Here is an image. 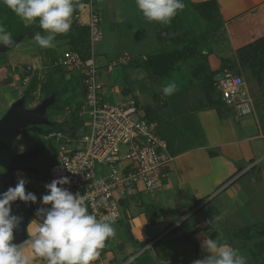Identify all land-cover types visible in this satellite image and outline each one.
I'll use <instances>...</instances> for the list:
<instances>
[{
	"label": "crops",
	"instance_id": "crops-1",
	"mask_svg": "<svg viewBox=\"0 0 264 264\" xmlns=\"http://www.w3.org/2000/svg\"><path fill=\"white\" fill-rule=\"evenodd\" d=\"M216 2L224 24L223 30L230 31L226 38L228 49L231 45L238 50L245 42L244 38L250 41L264 36V0ZM84 8H89V14L82 15ZM93 12L100 16V31L104 26L113 32L117 48L120 45L115 33L117 24L131 22L137 26L144 18L136 6V0H90L81 6L79 20L88 24ZM255 28L261 30V33L252 38L248 30L252 32ZM246 31L248 35H244ZM61 42L64 41L54 40V47L41 48L34 39L19 41L15 46H24L25 53L11 54L7 64L18 62L25 56H34L40 65L35 70L33 68L32 75L42 78L45 73L44 64L55 57L53 51ZM102 50L106 51L110 62L120 63L119 52L115 49L106 47ZM220 50L216 49V53L210 57L212 67L221 64L218 59ZM232 54L228 52L222 56L231 59L234 56L238 60V54ZM22 68L16 69V72L23 74L20 80L27 86L31 78L24 76ZM241 68L240 64L236 72L241 74ZM114 69L115 65L112 71ZM12 77V83L5 86L16 85L18 79L14 75ZM246 84L251 95L248 81ZM103 85L104 90L108 88ZM125 86L113 87L115 93L122 94ZM135 89L125 96L131 97L134 93L137 96L138 91L135 92ZM188 94L192 95L191 90ZM251 98L252 112L249 116L246 114L248 118L242 121L245 115H237L236 110L227 105L219 108L209 105L205 109L195 110L204 132L203 143L192 142L189 149L174 156L158 196L150 199L142 196L143 192H137L121 198L122 217L113 225L115 236L111 237L105 252L99 250L100 254L92 264H125L130 255L137 257L138 262L135 264H192L194 260L216 255L202 247L209 239L238 249L248 259V248L242 242L234 244L231 235L233 232L245 235L250 227L264 228V201L261 199L264 195V163L258 161L264 159V117L261 113L264 108L260 109L262 104L258 105L252 95ZM172 107L169 105L167 110ZM222 107L228 108V112L222 110ZM171 113L174 115L172 110ZM116 195L122 197L121 192H116ZM128 198L131 200L128 201ZM31 239L29 237L26 243H31ZM39 260H42L41 264H46L43 258Z\"/></svg>",
	"mask_w": 264,
	"mask_h": 264
},
{
	"label": "trees",
	"instance_id": "trees-1",
	"mask_svg": "<svg viewBox=\"0 0 264 264\" xmlns=\"http://www.w3.org/2000/svg\"><path fill=\"white\" fill-rule=\"evenodd\" d=\"M89 2L90 0H78V6L75 8L71 18L70 31L67 34H58L55 38V41H66L70 45V49L79 52L84 59L91 56L90 27L88 24L80 23L78 20L81 6ZM183 2L185 8L177 13L170 24L155 26L156 30L154 33L152 31L149 35L152 42L157 45L154 48H149L143 56L134 55L135 57L131 58L127 64H122L124 71L129 68L145 71L147 73L145 77L152 81H159L162 87L170 82H175L178 86L175 94L180 90L196 86L204 87L207 91L216 92V96L213 98V96L211 97V93L209 95L208 91L207 101L201 99L197 103L190 102L188 105L184 104L183 108L172 107V111L179 108L175 113L176 117L174 116L175 114L171 113V110L166 112H170L171 115L168 114L166 117H163L159 114L156 116L155 112H159L161 106H158V109L156 107L153 108L152 105L147 106L145 118L157 123V134L167 141L168 151L173 156L189 149L192 146V142L198 141L199 143H203L204 132L198 123L195 110L205 109L209 105L217 107L226 105L215 85L216 76L220 70L225 68L237 69L241 64L242 67L249 69L256 75L260 82L263 80L264 74V53H261V56L258 54L257 56H260V59L253 61L252 59L257 57L256 53L255 51L247 53L246 46L239 49L238 60L220 56V67L214 69L210 62V55L216 53L214 47L217 44L209 46V39H211L209 35L215 37L218 27L222 25L218 4L216 0L190 1L189 3L183 0ZM0 21L3 22L7 33L16 42L33 39L37 32H40L42 35L46 34L39 26V18H36L35 22L27 24L2 3H0ZM124 24H117L116 26L118 43H120L118 39L119 32H121ZM125 32L127 31L125 30ZM126 36L127 41H129L131 39L129 37L130 33H126ZM255 42L264 48V36L255 40ZM141 44L139 42L136 47L141 49ZM250 47L251 50L254 49L249 45ZM60 57L56 55L50 62L44 64L45 73L42 78L32 75V70H28V67L30 66L32 69L34 67L29 62H27V65L23 64L25 69L24 76H29L31 79L26 86L22 99L25 102L27 100L30 101L36 93L41 95V102L47 98L54 97V102L48 107L46 116L50 118L51 115L62 113L69 109L70 117L63 121H53V129L45 132L44 135L52 131H60L64 134L75 136L83 122L79 113L85 103L86 88L81 75L68 71L64 65L58 63ZM3 60L4 55L0 54V68L2 67ZM129 78L127 76L125 81H121L126 85L122 90L126 95L132 93L135 88L129 85V83L132 84L134 82L132 80L129 82ZM12 81V76L7 77L5 80L6 84H10ZM139 88L142 91L140 86ZM133 96L141 107L139 98L134 94ZM152 97L159 102L160 97L158 95L153 94ZM168 97L171 96H165V98ZM174 100L176 101V98ZM164 105L163 103L162 109ZM178 105L181 106L182 102L181 104L178 103ZM167 117H170L171 121H167ZM38 133L36 132L34 135L37 136ZM38 146L39 144L34 148ZM56 155L49 158L50 163L54 164L56 162ZM29 191L30 189H27L26 194ZM184 213L186 214L187 211ZM248 230L242 240V245L248 248L250 254L259 258L257 264H264V228L250 227ZM256 236L257 239L254 240ZM110 239L106 240L105 247L101 249L102 252L107 250V244ZM250 243H252V246Z\"/></svg>",
	"mask_w": 264,
	"mask_h": 264
},
{
	"label": "built area",
	"instance_id": "built-area-1",
	"mask_svg": "<svg viewBox=\"0 0 264 264\" xmlns=\"http://www.w3.org/2000/svg\"><path fill=\"white\" fill-rule=\"evenodd\" d=\"M88 25L91 56L84 59L79 52L68 49L58 63L83 78L86 96L79 114L90 132L81 138L60 131L45 135V139L63 145L50 173L39 181L37 187L42 200L50 192L48 184L67 177L68 183L59 187L74 196H82L88 212L97 219L115 217L117 222L122 217L121 198L137 192L154 198L162 190L174 156L168 151L167 141L157 134V123L145 118V112L134 96L117 104L104 100V85L99 80L94 51V44L101 34L100 16L93 12ZM114 65L110 63L108 71H112ZM28 70L32 68L29 66ZM215 85L225 104L234 108L237 115L252 112L253 101L240 73L225 68L216 76ZM122 146H127V150ZM116 192H121L122 197L118 198ZM50 209L51 204H45V212Z\"/></svg>",
	"mask_w": 264,
	"mask_h": 264
},
{
	"label": "clouds",
	"instance_id": "clouds-1",
	"mask_svg": "<svg viewBox=\"0 0 264 264\" xmlns=\"http://www.w3.org/2000/svg\"><path fill=\"white\" fill-rule=\"evenodd\" d=\"M21 20L29 23L39 18V26L46 34L35 33L33 39L41 48L54 47L58 34H67L71 28V18L78 0H0ZM137 8L149 22L163 25L171 23L179 11L185 8L183 0H136ZM12 37L0 21V43L9 45ZM178 90L175 82L162 87L164 96H172ZM68 183L67 177L53 180L47 185L49 194L42 197L44 204H51L46 217L31 234V248L36 257L46 264H92L105 247V242L115 236V217L99 220L88 212L82 196H74L58 185ZM36 201V196L25 192V180L19 179L15 187L0 196V264H27L28 257L23 250L12 244L14 221L9 218L10 202L17 199ZM43 209H38L37 214ZM22 219V218H21ZM202 247L215 253L206 259L194 260L192 264H247V259L239 250L228 244L207 240ZM136 256L130 255L125 264H135Z\"/></svg>",
	"mask_w": 264,
	"mask_h": 264
},
{
	"label": "rangeland",
	"instance_id": "rangeland-1",
	"mask_svg": "<svg viewBox=\"0 0 264 264\" xmlns=\"http://www.w3.org/2000/svg\"><path fill=\"white\" fill-rule=\"evenodd\" d=\"M89 8H84L83 10V14L82 15H86L87 13L89 14ZM223 21V20H222ZM90 22V19H89ZM25 23L27 24H31L27 21H25ZM237 24V23H236ZM159 23L158 22H149L147 21L145 18L141 19L140 22L137 24V26H135L134 23L128 22L127 24H124V27L121 29V32H119V41H120V45L117 48V41L115 40V35L113 34V32H110L107 27H102L101 28V34L100 36H98L95 44H94V51H95V55L97 58V62H98V66H99V80L101 82H103L106 87L105 90L103 89V98L106 102L108 103H112V104H117V103H122L123 101L127 100V96H125L126 94L123 95V93L121 94V92H119L118 94L115 93V90L113 87L115 86H125L124 82L121 81H125V78L127 76H129V82L132 80L134 82H132V84L129 85L133 86V88L135 89V92H137V97L139 98L140 104H141V108L144 110V112H147V106L152 105L153 108H157L158 106L160 107V111L159 112H155L156 116H158L159 114L162 115L163 117H166V115H171V113H166L169 105L173 106L174 108L180 107L183 108V105H188L190 102L191 103H197L198 100H204L207 101V92L209 91V95L211 93V97L213 96V98H215L214 96H216V92H211L210 90L207 91V89H205L204 87L201 86H196V87H192L189 89H183L178 91L176 94L174 93L171 97L165 98V96L162 94V89H161V84L159 81H152L150 79H148L147 77H145L147 75V73L143 70H137V69H132L129 68L126 71H124V69L122 68V64H127L129 62V60L131 58H134L135 56L141 55L143 56V54H145L146 51H148L149 48H154L157 44L153 43L151 40V38L149 37V35L151 34V32L156 30V28H154L155 26H158ZM101 26V24H100ZM224 24L220 25L218 27V31L216 32V36L215 37H211V35H209V46H214L215 44V48L216 49H221L220 50V54L218 55V59L220 60V55H224L225 53H233V55H235V53H239V49L242 47H247V53H252L253 51H255L256 56L259 54L260 56L262 55L261 53H264V48H262L260 45H258V43L255 42V40H257V38L247 41L246 38H244L245 42L242 44V46L237 50L236 48L231 47V45H229V49H228V40L226 39L228 36V32L230 33V31H224L223 27ZM243 26V25H241ZM239 27V26H238ZM244 27V26H243ZM128 28V30H127ZM125 30L127 32H125ZM197 30V29H196ZM198 31V30H197ZM250 32L249 36H251L253 38L254 35L260 34L261 30H259L258 28L252 29V32L250 30H248ZM128 32L130 33V40L127 41V36L126 33L128 34ZM234 32V31H233ZM115 33H117V27L115 28ZM236 33V32H235ZM244 35H248L247 31ZM240 36H243L240 35ZM248 36V38H249ZM246 37V36H245ZM114 38V39H113ZM141 42V49L136 47L137 44ZM261 42V41H259ZM116 45V47H115ZM249 45L252 46L254 49L251 50V47L249 48ZM24 46L20 47L17 45L15 47L10 48L7 51L4 52H0V54L4 55V60L2 63L8 61L10 59V55L16 52H23L25 53V47ZM106 47H112V49L116 50V52H119V57L118 59H120V63L115 64V69L114 71H108V65L112 62H110L109 60V56H107L108 54H106L104 50H102V48H106ZM218 47V48H217ZM130 48V49H129ZM132 48V49H131ZM227 48V49H225ZM70 49V45L67 44L66 41L61 42V45L53 51V55L56 56H64V52L65 50ZM227 50V52H226ZM142 51V52H141ZM236 51V52H235ZM18 54V53H17ZM43 55V54H42ZM135 55V56H134ZM16 56V55H13ZM260 56L258 57H254L252 60L253 61H257L260 59ZM211 57V55H210ZM232 60H237L236 57L233 56ZM27 62L30 63L31 66L34 67V70L36 69L37 66L40 65V63H38V58H34V56L32 57L30 56H25L23 58H21L18 62L14 61L13 64H7L4 65L2 68H0V81L2 83V87L0 89V120L2 119V117L4 116V114L7 112V110L10 108V106L18 99H22V96L26 90V85L24 83L23 80H20V78L22 79V73L20 72H16V69L23 67L25 65H27ZM28 63V65H29ZM17 64V65H14ZM213 66V65H212ZM220 67V64L215 65L214 69H218ZM240 68V67H239ZM23 69V68H22ZM231 69V68H230ZM263 69V68H262ZM232 71H239V69L236 68H232ZM24 71V69H23ZM222 71V70H220ZM33 72V69L32 71ZM16 76V78L18 79L16 85L12 86V87H7L6 82L2 81L4 78H7L9 76L12 75ZM241 74L244 77V80L247 82L250 86L251 89V95L253 96L255 102L256 100L258 101V105L262 104V107H260V109L264 108V74H263V80L260 82H258V78L256 76H253L251 71L249 69H246L244 67L241 68ZM139 86L141 87L142 91L140 90ZM247 86V84H246ZM138 87V88H137ZM248 89V87H247ZM140 90V91H139ZM191 90L192 95L188 94ZM249 91V89H248ZM250 93V92H249ZM135 94V93H134ZM153 94H156L160 97L159 102H157V100L153 99ZM124 96L126 98H124ZM136 96V95H135ZM174 98H176V101H174ZM42 97L39 93H36V95L33 97V99L27 100L25 102V107L26 108H33L38 106L41 103ZM196 100V101H195ZM174 101V102H173ZM261 101V102H260ZM182 105L179 106L178 103ZM164 105V108L162 109V104ZM261 103V104H260ZM166 106V107H165ZM168 107V108H167ZM179 109V108H178ZM178 109H175L174 114L178 111ZM181 110V109H180ZM222 110H224L225 112H228V108L226 107H222ZM70 111L69 109L62 112V113H56L55 115H51V117L49 118L51 123L50 124H34V125H29L25 128H23L19 134V136L15 139L14 141V147L16 148L17 151L19 152H25L27 150H31L34 149L35 146H37L39 144V146L37 148H42V152L39 153V156H36L34 158H32L31 160H29V164L31 165H35V167L38 168V174H28L22 170L19 171H15V172H9L10 174H12L17 182L19 179H24L25 180V192L27 191V189L31 192L32 194H34L36 196V201L33 202V208H34V213L37 214V210L38 209H43L42 212H40L38 215L46 217V210H45V204L43 203V201L40 198L39 195V188L37 187V184L39 183V181L44 178L45 176H47L50 173L51 167H52V163H50V159L51 157H53V155H56L58 153H60V147L63 145L60 143H57L55 140H47L45 139V132L50 131L53 129V121L55 120H59V121H63L60 118H64L67 119L70 117V113L68 112ZM231 111V110H230ZM232 112V111H231ZM262 115L264 117V111L262 110ZM259 114V113H258ZM231 115L235 116L234 113H232ZM248 116L250 114H247ZM247 115H245V117L241 118V121L244 120L245 118H248ZM253 116V115H252ZM260 116V115H259ZM239 117V116H238ZM260 119L262 120L261 116ZM85 120H88L87 117ZM167 121H171L170 117H167ZM155 122V121H154ZM36 132H39L37 136H35L34 134ZM90 132V128L84 126V121L82 122L80 128L78 129V134L76 135V138H81L84 135L89 134ZM74 144H71V146H73ZM79 147V146H77ZM123 150H127V146H122ZM258 159V158H257ZM264 163V159L262 160H258ZM5 172V170L3 171ZM160 192V191H159ZM159 192H157V194H159ZM156 194V195H157ZM144 197L153 199L151 195L148 194H141ZM158 196V195H157ZM264 201V195L261 196ZM131 199L133 197H130ZM128 198V201L129 199ZM130 199V200H131ZM208 199V198H207ZM21 201L19 205H21ZM128 203V202H127ZM261 205V204H260ZM263 206L261 205V208ZM264 212V211H262ZM263 214V213H261ZM42 223V221L37 220V219H32L29 222V225L26 229V234L28 235V237H31L32 232L35 230V228ZM245 235L239 234V233H235L233 232V235H231L232 241H234V244H239L242 242V240L244 239ZM228 238L230 239V237L228 236ZM247 239V238H245ZM257 239V236L255 237L254 240ZM231 240V239H230ZM249 242V241H247ZM253 243V242H252ZM252 243L251 246H252ZM29 244L31 243H22L20 245H18V248H21L23 250V254L28 257L27 260V264H41L42 260L40 261V257H36V255H34L35 253L33 252L31 246H29ZM30 259V261H29ZM259 258L257 256H254L252 254L249 253L248 255V259L247 262H250L251 264H257ZM44 262V260H43ZM138 260H135V263H137ZM256 262V263H255ZM46 263V261H45Z\"/></svg>",
	"mask_w": 264,
	"mask_h": 264
},
{
	"label": "water",
	"instance_id": "water-1",
	"mask_svg": "<svg viewBox=\"0 0 264 264\" xmlns=\"http://www.w3.org/2000/svg\"><path fill=\"white\" fill-rule=\"evenodd\" d=\"M17 44L13 41L9 45L0 43V52H4ZM54 102V97L43 100L38 106L26 108L23 99L16 100L0 120V196L6 192L9 187H15L18 183L16 178L9 172L22 170L28 174H38V168L28 165L27 162L38 156L42 148H34L26 152H19L14 147V141L19 136L21 130L29 125L50 124V119L46 116L48 107ZM18 198L10 202L11 211L9 218L15 216L13 227L12 244L18 246L28 240L26 229L32 219L43 222L45 217L34 213L32 201H21ZM22 218V219H21Z\"/></svg>",
	"mask_w": 264,
	"mask_h": 264
},
{
	"label": "flooded vegetation",
	"instance_id": "flooded-vegetation-1",
	"mask_svg": "<svg viewBox=\"0 0 264 264\" xmlns=\"http://www.w3.org/2000/svg\"><path fill=\"white\" fill-rule=\"evenodd\" d=\"M14 41V40H13ZM6 63H7V61L6 62H4V63H2L1 64V66L3 67L4 65H6ZM1 67V68H2ZM7 78H4L2 81H5ZM1 87H2V83H1V81H0V89H1ZM30 150V149H29ZM28 151V150H27ZM26 152V151H25ZM27 164L28 165H31V164H29V161L27 162ZM32 166H35L34 164L32 165ZM0 170L3 172L4 171V169L3 168H0Z\"/></svg>",
	"mask_w": 264,
	"mask_h": 264
}]
</instances>
